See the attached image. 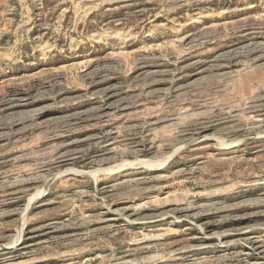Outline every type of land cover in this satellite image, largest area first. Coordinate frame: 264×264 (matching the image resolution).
Listing matches in <instances>:
<instances>
[{
    "label": "rangeland",
    "instance_id": "374dc122",
    "mask_svg": "<svg viewBox=\"0 0 264 264\" xmlns=\"http://www.w3.org/2000/svg\"><path fill=\"white\" fill-rule=\"evenodd\" d=\"M0 264H264V0H0Z\"/></svg>",
    "mask_w": 264,
    "mask_h": 264
}]
</instances>
